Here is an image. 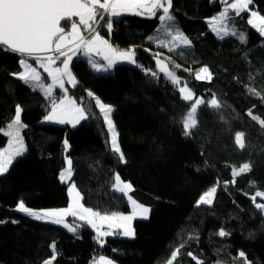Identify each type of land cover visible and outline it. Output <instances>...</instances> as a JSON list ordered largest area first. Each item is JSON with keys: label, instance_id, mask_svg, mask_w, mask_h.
<instances>
[{"label": "trees", "instance_id": "obj_1", "mask_svg": "<svg viewBox=\"0 0 264 264\" xmlns=\"http://www.w3.org/2000/svg\"><path fill=\"white\" fill-rule=\"evenodd\" d=\"M227 2L174 0L175 27L191 41V47L178 50H170L174 45L160 13L113 17L111 30L107 19L102 20L95 29L115 49H133L136 64L118 63L108 72H97L86 58H72L70 70L76 79L67 93L88 115L75 127L43 121L50 110L47 101L57 100L61 91L55 89L54 96L46 98L35 81L26 84L13 75L24 71L19 54L0 51V130H8L17 105L24 125V154L0 176V264H43L52 256L53 242L58 253L53 264H93L100 255L116 264H166L171 251L181 245L174 264H196L189 252L205 264H245V258L249 264H264V211L252 200L257 191L264 192V126L249 115L251 111L264 120V35L248 25L250 12L236 16L229 9L233 18L226 22L244 33L247 42L232 35L218 38L208 19ZM249 10L264 16V0H253ZM73 21L61 22L65 33ZM62 58L51 66H59ZM158 60L175 73L177 83L168 71H161ZM29 63L38 68L46 87L48 75L35 60ZM204 66L212 73L210 81L196 79ZM181 87L206 100L215 94L221 104L219 109L200 106L198 127L188 136L183 118L193 101L181 99ZM89 91L113 107L111 119L126 163L111 151L103 116ZM3 131L0 148L9 141ZM236 132L245 134L243 150L235 143ZM66 157L72 161V175L62 182ZM244 163L251 164V171L233 182V169ZM116 174L132 185L128 195L150 208L148 219L133 220L135 238L116 231L99 237L98 243L87 222L69 218L77 228L74 234L12 210L21 199L34 210L64 208L68 186L74 183L84 207L101 214H127L128 197L112 188ZM212 187L216 192L211 204L196 207ZM257 202L264 199L257 197ZM221 229L229 235L219 236Z\"/></svg>", "mask_w": 264, "mask_h": 264}, {"label": "snow or ice", "instance_id": "obj_2", "mask_svg": "<svg viewBox=\"0 0 264 264\" xmlns=\"http://www.w3.org/2000/svg\"><path fill=\"white\" fill-rule=\"evenodd\" d=\"M174 0H0V51L11 52L13 54H19V64L24 71L13 73L18 79L24 81L26 84H31L35 81L41 89L44 90L45 97H52L53 86H58L60 89H64V77H67L70 83H75V77L70 71L69 64L72 61V56L67 55L64 51L66 42L72 43L76 48L85 51V54L98 50L102 52L104 60L108 61V65L105 67L102 64L89 63L95 71H108L115 63V57H119L123 60H127L131 64H136L135 51L133 49L118 50L112 48L108 41L99 35L93 24L99 23L100 20L107 19V27L109 30L114 23L113 17L119 16L121 11L133 12L136 15H147L149 17H156L158 12L162 11L163 14L158 18L161 23L167 22L166 31L171 36V41L174 47L170 50H178L179 47H191V41L175 27V17L172 14ZM253 3V0H233V2H227V6L218 14L211 18L210 27L220 39H224L229 35L237 36L242 43L247 42L246 35L242 32H238L230 23L226 21L231 20L233 17L229 15V9L234 10L236 16H239L243 12H250V18L248 23L253 27L259 25V32L264 35V16L259 15L257 11H250L249 5ZM98 9H103L104 12H98ZM111 12L108 16L104 13ZM143 10V12H141ZM79 17V23L84 26L85 31L89 33V36H85L81 33L77 24L71 22V41H68V34H65V27L61 26V22L71 21L72 17ZM99 16V19H97ZM91 22V23H90ZM95 33V34H93ZM222 33V35H221ZM151 39V38H150ZM54 46V47H53ZM168 46V45H164ZM58 53L57 55H41L45 53ZM157 56L161 55L159 53ZM60 57H65L61 63L63 67H51ZM35 60L40 67H43L48 76L51 77L52 84L45 87L43 83H40L41 77L36 72V69L29 63V60ZM47 61V63H45ZM161 61H157L158 66ZM140 65L137 64V67ZM176 68H180L179 64H175ZM164 69H161L163 71ZM203 74V76L201 75ZM155 75V73H153ZM166 75L171 78L173 83H177L179 78L175 73L168 71ZM196 79H212V73L204 66L201 67L196 74ZM249 91L257 96H261L255 88H249ZM181 99L186 102L193 101L194 94L190 89L186 90V87L180 88ZM89 97H94V94L89 91ZM95 98V97H94ZM51 111L45 116L46 121H53L59 124H72L75 127L80 124L81 121L88 119L86 109L77 104L74 99H70L65 96L63 99L57 102L55 99L50 100ZM200 106H207L213 109H219L221 107L219 99L213 94L210 100L205 98H196L191 103L190 109L186 116L183 118L184 134L186 136L192 134V130L198 127V111ZM95 107L99 109V112L103 114L104 124L108 128L110 134L111 151L119 156L122 163H126V158L118 143V133L115 125L111 119V113L114 111L113 107L108 104L102 103L99 98H95ZM22 108L17 105L15 108V116L11 123L8 124V130L3 131V134L9 137L8 147L0 149V176L6 174L10 166L24 154L23 140L20 136L19 130L24 127L21 123ZM249 115L253 120L260 122L261 126H264V120L253 115L251 111ZM245 134L243 132H236L235 143L243 150L245 148L244 141ZM65 151L68 150V141H64ZM66 167L60 174L62 182H65V174L70 178L72 175V161L67 157ZM251 171V164L244 163L238 169H233V182L235 178L241 173ZM122 185V186H121ZM112 188L116 192H120L123 196H127L129 203L132 206L131 214L124 215L122 213L113 212L109 214H101L99 211H94L92 208L84 207L81 203V193L77 190L76 185L73 183L69 186V203L66 208L56 209H40L34 210L26 205L24 200L17 202L13 211L19 212L32 219L38 221H44L52 224H62L68 228L69 231L74 234L77 228L70 227L64 222V218L67 216H73L84 220L92 228L96 229L97 221L108 222L109 227L113 225L116 228L122 229V235L129 238H135V231L132 227V221L134 218L139 217L141 219H148L150 208L142 204L137 203L131 196L128 195V191L132 189L130 183L122 182L119 175L115 176V183ZM216 192V188L213 187L209 191L203 193L196 201V207L204 204H211L213 194ZM257 197H264V192L257 191L252 196L253 203L256 209L264 211V203L257 202ZM17 223L18 221H11ZM121 234V233H115ZM114 235L112 232H100L97 231L98 243L99 237ZM221 237L229 235L223 229L218 232ZM103 246V244H101ZM52 249V256L50 259L43 261V264H53L58 253L56 252L55 242L50 246ZM183 245L171 251L170 258L166 264H174V261L179 256V253ZM196 264H205L203 260H199L193 253L189 252ZM240 256L243 257L244 253L241 252ZM93 264H115V262L104 256H100L98 261H94ZM219 264V262H217ZM245 264H249L245 258Z\"/></svg>", "mask_w": 264, "mask_h": 264}, {"label": "crops", "instance_id": "obj_3", "mask_svg": "<svg viewBox=\"0 0 264 264\" xmlns=\"http://www.w3.org/2000/svg\"><path fill=\"white\" fill-rule=\"evenodd\" d=\"M224 1H229V2H233V0H224ZM101 2H103V0H101ZM227 6V5H226ZM232 10V9H231ZM233 12H234V10H232ZM98 12H101V13H103L104 12V10L103 9H99V11ZM111 12V9H109V12L108 13H104V15L105 16H108L109 15V13ZM141 12H143V10H141ZM160 13V15L161 14H163L162 13V11H160V12H158V14ZM124 14H134L133 12H129V11H121V13H120V15H124ZM119 15V16H120ZM141 15H144V14H141ZM250 17V16H249ZM160 21V20H159ZM91 23V22H90ZM160 23H161V21H160ZM162 24V23H161ZM165 23H163L162 25H164ZM81 24H77V26H78V28L80 29V31H81V33L84 35L85 34V29H84V26L83 25H81ZM93 27H95V25L93 26ZM99 33V32H98ZM93 34H95V33H93ZM99 35L101 36V37H103L104 38V36H102L100 33H99ZM155 38L157 37V35L156 36H154ZM71 39H72V37H71V35L70 34H68V41H71ZM105 39V38H104ZM106 40V39H105ZM109 43V42H108ZM110 45V44H109ZM111 46V45H110ZM54 47V46H53ZM112 47V46H111ZM74 48H76L75 47V45L74 44H71V43H68V42H66V46H65V48H64V51H71L72 49H74ZM112 48H114V47H112ZM115 49V48H114ZM121 51H123V50H121ZM77 53V54H76ZM69 55H71L72 56V58L73 57H75V55H77V56H82V57H84V58H86L88 61L89 60H96V61H99V62H101V64L103 65V66H107L108 65V61H106V60H104V58H103V54H102V52H100V51H98V50H93L92 52H90V53H88V54H85V51L84 50H82V49H80L78 52H74V53H70ZM65 57H63L62 59H64ZM115 59V63L113 64V65H115V64H118V63H128V64H131V63H129L127 60H123V59H121V58H119V57H115L114 58ZM59 67H63L62 66V63L59 65ZM35 68V67H34ZM69 68H70V64H69ZM36 69V71L38 72V68H35ZM41 71H43V72H45V70H44V68L43 67H41ZM71 71V70H70ZM45 73H47V72H45ZM38 74H39V72H38ZM74 76V75H73ZM73 85V83H70L69 82V80H68V78L66 77L65 78V80H64V89H60L58 86H54L55 88L54 89H57V90H60L61 91V94L59 95V97L57 98V102H59V100H61V99H63L65 96H67L68 98H70V99H72L69 95H68V93H67V86H72ZM53 89H52V93H53ZM52 96H54V95H52ZM77 104L78 105H80L78 102H77ZM81 106V105H80ZM99 110V109H98ZM47 116V115H46ZM45 118V117H44ZM43 118V121H45V122H50V123H55V122H53V121H46L45 119ZM56 124H59V123H56ZM67 125H69V126H71V127H73V125L72 124H67ZM21 130V129H20ZM20 130H19V132H20ZM6 147H8V142L6 143V145L3 147V148H6ZM23 147H24V144H23ZM3 148H0V149H3ZM71 184H69V186H70ZM69 186H68V189H69ZM68 189H67V194H68ZM68 203H69V194H68ZM68 203H67V206H68ZM66 206V207H67ZM66 207H64V208H66ZM131 212H132V206H131V210H130V212L129 213H127V214H124V215H128V214H131ZM69 218H75V219H78V220H80V221H84V220H81L80 218H79V216H77V217H73V216H67V217H65L64 218V222L65 223H67L70 227H72V225L68 222V219ZM139 217H136V218H134V219H138ZM133 219V220H134ZM139 219H141V218H139ZM35 220V219H34ZM41 222H44V221H41ZM84 222H86V221H84ZM133 222V221H132ZM45 223H48V222H45ZM52 224V223H51ZM54 225H57V226H60L61 228H63V229H65V230H67V231H69L68 230V228H66V227H64L62 224H54ZM101 226H103V232H112V233H115L116 231H118V233H121L120 235L121 236H123L122 235V229H119V228H116L114 225L112 226V227H109V223L108 222H106V224H101ZM98 230L99 231H101V227H98ZM101 237H105V236H101ZM125 237V236H124ZM100 256H104V257H106V258H110V257H108V256H105V255H100ZM100 256H98L97 258H96V260L95 261H98L99 260V257ZM111 259V258H110ZM116 264V263H115Z\"/></svg>", "mask_w": 264, "mask_h": 264}, {"label": "rangeland", "instance_id": "obj_4", "mask_svg": "<svg viewBox=\"0 0 264 264\" xmlns=\"http://www.w3.org/2000/svg\"><path fill=\"white\" fill-rule=\"evenodd\" d=\"M221 12V11H220ZM220 12H218L215 16H218V14L220 13ZM212 18V17H211ZM211 18H209L208 19V21L210 22L211 21ZM250 18V17H249ZM249 18L247 19V23H248V20H249ZM97 19H99V16H97ZM102 22V20H100L99 21V23H97L98 24V26L100 25V23ZM227 23V22H226ZM97 24H93V25H97ZM248 25L249 26H251V27H253L252 25H250L249 23H248ZM97 26V27H98ZM164 26H167V22H165V24H164ZM209 26H210V23H209ZM211 28V27H210ZM254 29H256V30H258V28H259V25L257 26V27H253ZM211 30H212V28H211ZM97 32H98V29L96 30ZM213 31V30H212ZM71 33V26H70V28H69V30H68V32H66L65 34H70ZM215 33V32H214ZM216 34V33H215ZM85 36H87L86 34H84ZM221 35H222V33H221ZM216 36H217V34H216ZM72 44V43H71ZM65 52H67V51H65ZM74 52H77V49H72L70 52H69V54L70 53H74ZM68 54V55H69ZM55 55H57V54H55ZM75 56H77V55H75ZM92 61V63H98V64H101V62H99V61H94V60H91ZM119 64H128V63H119ZM90 65L92 66V64L90 63ZM128 65H130V64H128ZM63 66V65H62ZM51 67H53V68H55V67H59L58 65H56V66H51ZM36 68V67H35ZM93 68V67H92ZM159 68H162V69H164V71L166 72V71H168L167 70V67H166V65L164 64V63H160V65H159ZM37 72V71H36ZM100 72H108V71H100ZM38 73V72H37ZM45 74H47V73H45ZM48 75V74H47ZM202 76H203V74H201ZM49 77V76H48ZM65 78L66 77H64V80H65ZM53 82H52V80H51V77H49V81H48V83L46 84V86L47 85H49V84H52ZM55 87L53 86V90H55L54 89ZM182 88V87H181ZM186 90H187V88H186ZM179 91H180V88H179ZM180 95H181V93H180ZM196 98H202V97H200V96H198V97H194L193 96V102H194V100L196 99ZM56 101H58V100H56ZM103 103V102H102ZM105 104V103H104ZM49 108V107H48ZM50 109V108H49ZM51 111V109L48 111V113ZM189 111V110H188ZM48 115V114H47ZM102 116H103V114H101ZM111 115V114H110ZM51 124H53V123H51ZM107 127V126H106ZM107 131H108V128H107ZM109 133V132H108ZM109 139H110V134H109ZM66 167H68V165H66L65 167H64V169L66 168ZM63 169V170H64ZM62 170V171H63ZM61 171V172H62ZM61 172H60V174H61ZM116 175H118V174H116ZM61 179V178H60ZM69 179V177H68V175L67 174H65V181H67ZM122 182H125V181H123V180H121ZM126 183H128V182H126ZM122 186V185H121ZM213 188V187H212ZM211 189V188H210ZM207 191H209V190H207ZM206 191V192H207ZM129 192V191H128ZM205 193V192H204ZM213 196H214V194H213ZM262 199H264V197H261ZM212 199H213V197H212ZM110 215V214H109ZM149 215V214H148ZM101 224H106V222H100V221H97V227H96V229H94L95 231H96V233H97V231H98V227H101V231L100 232H103V226H101ZM132 227H133V222H132Z\"/></svg>", "mask_w": 264, "mask_h": 264}, {"label": "water", "instance_id": "obj_5", "mask_svg": "<svg viewBox=\"0 0 264 264\" xmlns=\"http://www.w3.org/2000/svg\"><path fill=\"white\" fill-rule=\"evenodd\" d=\"M73 20H79V17L77 16V17H72V19H71V21H73ZM56 53H54V52H50V53H45V54H41V55H55Z\"/></svg>", "mask_w": 264, "mask_h": 264}, {"label": "built area", "instance_id": "obj_6", "mask_svg": "<svg viewBox=\"0 0 264 264\" xmlns=\"http://www.w3.org/2000/svg\"><path fill=\"white\" fill-rule=\"evenodd\" d=\"M97 25H98V24H97ZM50 100H51V99H49V100L47 101L46 105L51 109V103H50Z\"/></svg>", "mask_w": 264, "mask_h": 264}, {"label": "bare ground", "instance_id": "obj_7", "mask_svg": "<svg viewBox=\"0 0 264 264\" xmlns=\"http://www.w3.org/2000/svg\"><path fill=\"white\" fill-rule=\"evenodd\" d=\"M96 28V27H95Z\"/></svg>", "mask_w": 264, "mask_h": 264}]
</instances>
